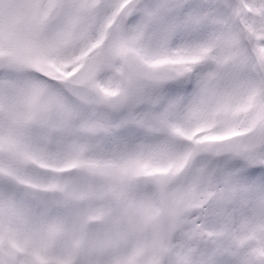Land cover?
<instances>
[{"label": "snow or ice", "instance_id": "6c2138e0", "mask_svg": "<svg viewBox=\"0 0 264 264\" xmlns=\"http://www.w3.org/2000/svg\"><path fill=\"white\" fill-rule=\"evenodd\" d=\"M0 264H264V0H0Z\"/></svg>", "mask_w": 264, "mask_h": 264}]
</instances>
